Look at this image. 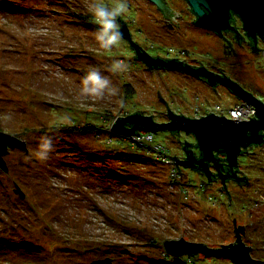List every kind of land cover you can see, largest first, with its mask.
Listing matches in <instances>:
<instances>
[{"label":"rangeland","instance_id":"374dc122","mask_svg":"<svg viewBox=\"0 0 264 264\" xmlns=\"http://www.w3.org/2000/svg\"><path fill=\"white\" fill-rule=\"evenodd\" d=\"M88 3L0 0V132L27 146L10 148L4 155L8 169L0 166V264H93L105 258L112 264H177L167 259L172 255L164 239L182 236L220 247L237 238L234 217L246 229L243 240L253 247L255 264H264V144L239 156L249 182L228 183L230 201L220 182L204 184L207 178L180 164L181 178L172 177V165L157 156L156 149L184 156L182 145L194 142L193 134L161 129L151 140H138L112 129L119 116L136 110L164 123L170 121L168 107L203 114L230 108L239 98L224 86L215 90L190 83L179 72L149 69L133 57L124 38L111 50L99 48ZM128 3L122 18L143 46L154 53L170 46L186 49L190 56L226 67L264 100V51L256 55L247 46L237 47L235 65L229 67L219 38L195 43L190 39L195 36H188L197 29L192 26L182 38L160 40L159 10L147 0ZM178 4L177 11H189ZM113 59L124 60L128 71L108 72ZM93 66L119 87V97L102 103L79 97L80 81ZM45 133L54 135L55 149L40 161L34 153ZM179 259L236 264L216 254Z\"/></svg>","mask_w":264,"mask_h":264},{"label":"water","instance_id":"95a60500","mask_svg":"<svg viewBox=\"0 0 264 264\" xmlns=\"http://www.w3.org/2000/svg\"><path fill=\"white\" fill-rule=\"evenodd\" d=\"M150 1L154 2L166 16H170L172 14V10L165 4L163 0ZM187 1L191 6L192 11L198 17L197 23L199 25L213 29L217 33H221L225 29L232 28L230 26V12L234 11L242 18L245 30L252 39L256 41L257 35L264 37V0ZM120 22L121 32L125 36L129 37V30L127 31L124 23H122V21ZM137 50L139 59L149 67H164L173 70H183L195 76H204L208 78L211 84H215L216 82L223 83L228 88H230L236 96L248 102V112H252L254 116L250 117L249 120L240 121L238 119L227 118L223 115L218 116L211 112L210 114L200 118H192L177 114L171 110L169 112L170 121L160 123L156 122L150 115L135 113L131 115L129 114L126 117L119 116L116 122L113 124V130L127 135L134 134L137 130H147L152 132L161 129H167L171 132L184 131L187 134H193L195 136L198 146L202 150L205 157H213V152L215 150L221 149L227 154V159L231 166L238 165V157L241 154L242 148H246L250 144H261L264 142V134L261 133V131L264 130V102L257 98L253 93L243 88L238 82L227 76L215 75L206 68L183 66L180 62L174 60L167 62L161 57L155 58L146 52H141L138 47ZM133 57L135 56L133 55ZM214 89L216 90V88ZM257 114L258 119H253ZM126 123L134 124V126L132 128H127ZM186 146H190V143L187 142ZM15 147L27 150L26 141L15 138L14 136L5 132H0V166L5 170L8 168L4 161V155L9 153L10 148ZM169 156L173 158L174 162H176L180 174L181 171L180 167H178V164L191 167L194 166L192 162H188L189 160H177L175 153L174 155ZM200 164L204 168V172L207 174V176L210 177V169L205 167L202 162H200ZM232 176L236 178V174H233ZM236 179L238 181H245L246 177H238ZM202 181L204 184L207 183L203 179ZM220 187L222 188V185ZM225 191L228 193L231 201L229 190L227 189ZM16 192H20L21 196L24 197V193L22 190H20V188L16 189ZM233 221L235 227L234 231L237 237L234 242L221 244L220 247H210L207 245V243L189 241L181 236L180 239H164L163 242L166 241L164 244L165 248L168 253L176 257L178 261H180L179 257L183 255L193 256L203 253L216 254L222 258L229 259L236 264H255L256 259L252 255L253 247L247 245L243 240L245 229L242 226L244 225H237L235 217ZM93 264H112V259L105 258L101 260H95Z\"/></svg>","mask_w":264,"mask_h":264},{"label":"flooded vegetation","instance_id":"af4514ba","mask_svg":"<svg viewBox=\"0 0 264 264\" xmlns=\"http://www.w3.org/2000/svg\"><path fill=\"white\" fill-rule=\"evenodd\" d=\"M147 1H149L151 4H153L159 10V12L163 15L159 19L160 21L157 23L159 26L161 25V27H163L162 30H164L163 32L160 30V32L158 33V39H160V40H165V39L177 40V39L183 37L184 32H188L193 27L194 28L197 27V29L195 28V30L188 33V36H192V35L195 36L194 39H192V38H190V39L194 40L195 43H200L203 41L202 38L208 42L212 41L214 37L219 38L221 40V47L223 49V54L226 56V58L228 60L227 64H229V67L230 66L232 67L235 65L234 64V57H236L237 47L243 48L244 46H247V48L252 50L254 52V54H256V55L260 54L261 52L264 51V49L262 47V45L264 44V37L257 35L256 41L254 39H252L250 37V35L248 34V32L245 30L244 22H243L242 18L238 14H236L234 11L230 12V14H231L230 26L232 28L225 29L221 33H217L213 29L199 25L197 23L198 17L192 11V8H191V6L187 0H174V1L163 0L165 2V4L172 10V14L170 16H166L164 14V12L162 10H160L154 2H152L150 0H147ZM181 1L188 6L189 11H184V9L177 11L176 7H178V5H181V4H178ZM186 16H189L188 20H186ZM120 21H122V23H124L127 31L129 30V32H130V34H129L130 38L128 36H125L124 34H123V38L129 43V46H130V48H131V50L135 56V59L140 60L138 57V50H137V47H138L141 52H146V53L154 56L155 58L161 57L167 62L174 60V61L180 62L183 66H192L195 68H206L208 71L212 72L215 75L227 76V77L231 78L232 80L239 83L238 80H236L233 76L230 75V72L227 71L226 67L219 66L216 64H212V63H210V61L207 62V61L201 60L196 56L195 57L190 56L187 53L186 49L175 50V49L171 48V46H170L168 48L167 47L163 48L162 51H157L155 53L152 52L151 50H149L148 48L143 46L138 40L136 41L133 38L131 29H130V24L122 17H120L119 21H118L120 24V29H121V22ZM148 68L152 69V70L153 69H155V70H169V71H173V72H179L190 83H193L194 81H199V84H203L204 86H209L211 88H218L219 86H224L229 91L232 92V90L230 88H228L226 85H224L223 83L216 82L215 84H211L210 81L208 80V78H206L204 76H195V75H192V74H190L186 71H183V70H173V69L164 68V67L154 68V67L148 66ZM189 77H192L194 79L189 78ZM236 97L239 98L238 96H236ZM240 100H242V99L239 98L238 101H240ZM238 101H236L235 103H237ZM261 101L264 102V100H261ZM167 106H168V104H167ZM170 111H171V108H169V107L165 111V115H166V118H168V120L170 119L169 118V112ZM256 112H257V110H256ZM135 113L143 114V115L146 114L144 112V110H136V111L130 113V115L135 114ZM175 113H177V112H175ZM177 114L185 115V116L192 117V118H200V117L206 116V115H203V116L197 117L194 114H187V115L184 113H177ZM151 116L154 118V120H156L154 115H151ZM253 119H258V114ZM133 126H134V124L126 123L127 128H132ZM137 131H139V130H137ZM261 133L264 134V130H262ZM187 142L183 143V148H184V152H185L184 156L183 157L177 156V160H187V161L189 160L188 162H192L194 166L193 167L184 166V167L191 168V169L197 171L198 173H200L201 175H203L205 178H207L206 182H209V183L220 182V184H222V188L224 190H227V184L232 182V181H235L240 185L248 184L249 178L242 171L241 166L239 164V160H238L237 166H231L228 159H227V154L224 151H222L221 149L215 150L213 152V157H210V156L205 157L202 150L198 146V142H197L196 138H195L194 142H188V143H190V146H186ZM263 144H264V142L261 144H250L248 147L242 148L240 155L246 153L248 151V149H251L253 147H258V146H261ZM238 159H239V157H238ZM200 162H202L205 167L210 169V172H211L210 177H208L207 174L204 172V168L201 166ZM180 165H182V164H180ZM233 174H236V178H238V177L239 178L247 177V178L245 179V181H238L236 178H234L232 176ZM242 227H244V226H242ZM244 229H245V227H244ZM244 236H246V229H245V233L243 234V237ZM165 242H164V244H165ZM183 257H184V255L182 256V258ZM167 259L171 260V261L169 260V262L173 261L177 264H180V263L183 264L184 263L183 259L178 261L177 259L172 258V256L167 257Z\"/></svg>","mask_w":264,"mask_h":264},{"label":"clouds","instance_id":"9594fccd","mask_svg":"<svg viewBox=\"0 0 264 264\" xmlns=\"http://www.w3.org/2000/svg\"><path fill=\"white\" fill-rule=\"evenodd\" d=\"M87 10L97 25L94 39L99 48L111 50L119 46L123 40L119 18L129 11L128 0H115L112 4H106L104 0H89ZM112 74H123L128 71V64L122 59H113L106 69ZM79 97L85 102L102 103L114 97H119L120 90L113 80L103 74L101 67L93 66L80 81L78 88ZM119 107H123V99H119ZM52 129L58 130V125H52ZM55 149L54 135L45 133L38 137V146L34 153L35 158L46 161Z\"/></svg>","mask_w":264,"mask_h":264},{"label":"built area","instance_id":"2783aa9c","mask_svg":"<svg viewBox=\"0 0 264 264\" xmlns=\"http://www.w3.org/2000/svg\"><path fill=\"white\" fill-rule=\"evenodd\" d=\"M248 110H249L248 103L246 101L240 100L237 103H235L232 107L227 108V109H225V108L221 109L220 108V110H217V111L207 110L203 114H200L201 112L199 110H196L194 115L197 117H200L203 115H208L212 112L218 116L223 115V116H226L227 118L238 119L240 121H243V120H249L250 117L254 116L253 113L250 111L248 112ZM153 137H154V135H153L152 131H143V132L141 131V133H136L133 135V138L138 139V140L142 139V138L151 140ZM155 151L157 152L158 157L163 158L165 162L172 165V177H175V178L180 177L181 174L178 171L176 162H174L173 158L169 156L170 154L167 153L166 151L160 150V149H156ZM176 180H178V179H176Z\"/></svg>","mask_w":264,"mask_h":264},{"label":"trees","instance_id":"16d2710c","mask_svg":"<svg viewBox=\"0 0 264 264\" xmlns=\"http://www.w3.org/2000/svg\"><path fill=\"white\" fill-rule=\"evenodd\" d=\"M136 133H141V130H139V131H136L134 134H136ZM153 133V132H152ZM173 133H177V132H173ZM247 178V177H246Z\"/></svg>","mask_w":264,"mask_h":264}]
</instances>
